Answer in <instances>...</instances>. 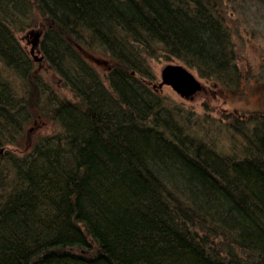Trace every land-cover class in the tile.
<instances>
[{
  "label": "trees",
  "instance_id": "trees-1",
  "mask_svg": "<svg viewBox=\"0 0 264 264\" xmlns=\"http://www.w3.org/2000/svg\"><path fill=\"white\" fill-rule=\"evenodd\" d=\"M239 1L0 0V264H264V108L202 116L150 66L243 100Z\"/></svg>",
  "mask_w": 264,
  "mask_h": 264
},
{
  "label": "rangeland",
  "instance_id": "rangeland-1",
  "mask_svg": "<svg viewBox=\"0 0 264 264\" xmlns=\"http://www.w3.org/2000/svg\"><path fill=\"white\" fill-rule=\"evenodd\" d=\"M238 3L236 6L232 4V10L227 11L226 15H228L227 19L234 33L233 39L238 52L239 65L242 68L249 66L251 73L253 72L256 75L264 74V5L258 2L249 3L246 0H240ZM235 30L237 31L234 32ZM35 31L37 32L38 28L30 32L29 35H25V37L18 33V38L21 40L23 47L30 52L33 60L38 62L34 58L35 54L31 53V45L36 42ZM165 65L167 64L161 63L157 59H152L150 62V66H152L159 80H161V70ZM191 73L203 85L202 90L197 92L191 99L181 98L167 85L163 88L166 93L173 92L175 98L179 102L182 100L184 107L187 109L194 110V112H198L202 116L205 115V117L221 120L234 114L247 115L244 111L264 108V75L260 77L256 86H254L252 81L247 85L243 100H233L228 93L220 95L212 84L202 80L196 72L191 71ZM44 76L50 85L57 87L56 83H58V80L55 77L48 74ZM63 94L70 98L67 92L63 91ZM50 127V124L45 125L37 133H48L50 132Z\"/></svg>",
  "mask_w": 264,
  "mask_h": 264
},
{
  "label": "water",
  "instance_id": "water-1",
  "mask_svg": "<svg viewBox=\"0 0 264 264\" xmlns=\"http://www.w3.org/2000/svg\"><path fill=\"white\" fill-rule=\"evenodd\" d=\"M36 39L39 33L36 32ZM31 53L34 49L31 48ZM41 60V57H34ZM160 85H167L173 89L180 97L190 98L203 88L202 83L194 76L193 73L181 64H167L161 70Z\"/></svg>",
  "mask_w": 264,
  "mask_h": 264
},
{
  "label": "bare ground",
  "instance_id": "bare-ground-1",
  "mask_svg": "<svg viewBox=\"0 0 264 264\" xmlns=\"http://www.w3.org/2000/svg\"><path fill=\"white\" fill-rule=\"evenodd\" d=\"M40 34V33H39ZM180 64V63H179Z\"/></svg>",
  "mask_w": 264,
  "mask_h": 264
}]
</instances>
